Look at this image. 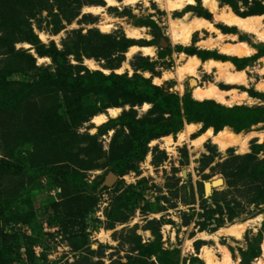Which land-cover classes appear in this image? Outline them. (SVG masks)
I'll return each mask as SVG.
<instances>
[{"label":"rangeland","instance_id":"obj_1","mask_svg":"<svg viewBox=\"0 0 264 264\" xmlns=\"http://www.w3.org/2000/svg\"><path fill=\"white\" fill-rule=\"evenodd\" d=\"M216 1L219 10L264 19V13L249 14L260 9L256 0ZM187 13L188 21L202 17L215 30L195 31L189 45L173 42L170 22ZM132 28L140 37L129 34ZM218 31L238 35L227 36L225 44L246 41L254 53L227 55L198 45ZM256 36L217 20L204 0L173 10L159 0H0V264H207L201 254L208 247L223 263V246L233 264L264 263V186L249 183L250 171L241 173L252 165L248 154L264 161V121L239 132L227 126L263 133L243 152L220 150L212 139L197 145L208 129L203 122L179 140L185 121L180 130L151 139L143 153L133 144L138 130L122 116L134 108L137 118L156 122L169 113L153 114L148 101L111 106L120 114L96 125L92 118L106 112L107 98L95 88L67 92L63 81L48 78L56 79L61 66L76 75L99 70L143 77L166 93L195 99L194 87L216 82L217 72L200 67V77L180 82L178 68L198 55L247 71V84L219 83L247 93L224 105H264V90L257 88L264 82V40ZM79 97L99 108L84 121L67 108ZM208 208L216 209L218 221L208 219ZM259 215L262 220L242 237L223 233Z\"/></svg>","mask_w":264,"mask_h":264},{"label":"trees","instance_id":"obj_2","mask_svg":"<svg viewBox=\"0 0 264 264\" xmlns=\"http://www.w3.org/2000/svg\"><path fill=\"white\" fill-rule=\"evenodd\" d=\"M263 1L256 0L255 2L260 9L251 10L249 14L264 13ZM230 3L233 4V1H230ZM127 46H123V49ZM57 53L59 54V51ZM48 78L56 83L63 81L67 92H75L82 87L87 90L95 88L98 91L96 93L102 94L104 98H107L104 102L106 108L125 104H131L134 107L137 104L148 101L153 103V114L157 113L160 116H164L165 113H169L170 118L156 122H146V119L137 118L134 108L129 112H125L122 116L125 124L132 121L129 127L133 130H138V135L133 140V144L137 145L143 153L146 151L147 144L151 139L180 130L185 121L203 122L205 128L213 126L217 131L230 126L237 132L264 121V105L226 106L211 99L195 100L190 95L181 99L174 93L164 92L160 86L143 77L140 80H135L125 74H105L99 70H87L85 74L78 73L76 75L71 70H67L65 66H61L56 79L51 74ZM67 108L71 114L73 113L74 115L75 113L78 121L87 120L99 111V108L94 109V106H86L83 100H80V97L77 98V101L69 102ZM90 109L93 110L89 112L88 110ZM246 160L248 161L247 163L252 161V165L246 164L241 167V173L250 171L248 172L249 183H257V187L261 188V186H264V161H260L253 154H248ZM217 209L223 214V205L217 203ZM215 211L216 209L213 208L207 209V212L211 213L208 215V219L218 221V218L212 215ZM234 216L235 214L231 213V217ZM221 223L222 221L219 220V224ZM158 251L159 249H154L151 253H158Z\"/></svg>","mask_w":264,"mask_h":264},{"label":"bare ground","instance_id":"obj_3","mask_svg":"<svg viewBox=\"0 0 264 264\" xmlns=\"http://www.w3.org/2000/svg\"><path fill=\"white\" fill-rule=\"evenodd\" d=\"M159 1L170 10H173L175 8H182L186 2L189 5L195 4V0H185V3H183V0ZM204 3L206 4V7L209 8L215 14L217 20H220L229 26H237L240 30L255 33L258 37L264 40V19L262 16H250L243 18L237 16L232 11H228L225 9L219 10L216 0H204ZM190 15L191 13H187L184 18H181L179 20H173L170 22L171 39L173 42L177 44L189 45L192 42V37L195 31L200 30L202 28H210L211 30H215L213 24L205 18L194 17L193 20L188 21V17H190ZM139 33L140 32L135 31L134 29H130L129 31V34L135 38L140 37ZM227 36L231 37L232 39H236L238 37V35L235 33L224 34L218 31L217 38L207 40L205 39L203 41H200L198 45L210 50L219 49L222 53L227 55L249 56L254 53L255 49L246 41L239 40L234 44H225L224 40ZM134 50H136V46H131V52H133ZM144 50L146 52L154 54L153 48H145ZM184 56L186 55H183V59ZM88 63L91 68H97V64L95 62L89 61ZM200 67H203V69L208 73L212 72L216 68V82L208 83L205 85H196V82L193 81V84L196 86L194 87L192 93L193 97L196 100L212 99L218 103L230 104L234 101H239L246 97V92L240 93L237 89L225 90L220 87L219 83L221 82L231 85L247 84V71L237 70L234 64L229 61L222 62L215 59L202 60L198 55H190L186 57V63L178 68L177 73L179 74L180 82H182L185 78L189 76L200 77ZM260 73L264 74V68L260 70ZM164 77L166 78L167 76L165 75ZM156 79L161 80L159 78ZM257 88L264 90V82H259L257 84ZM228 96H230V99H228ZM120 111V107H109L106 112L98 113L93 116L92 122H94L96 125H100L106 122L109 118L118 116L120 114ZM197 128V122H189L185 126L184 130L180 133L179 140L189 138L192 133L196 132ZM256 136L262 137L263 133H237L227 126L221 129L219 132H214L213 128L209 127L198 139L195 140V143L197 145H201L207 139H212V141L219 147L220 150H225L228 147H236L239 151L243 152L249 148V143L251 139ZM164 138L167 139V144L171 142L170 136H166ZM215 183L217 185L221 184L222 180L217 179ZM262 218L263 216L259 215L252 219H249L244 223H234L235 225H230V227L225 229L223 233L225 232L230 235L242 237L248 228L254 226L256 223H259ZM218 235L216 234L215 238H217ZM209 248L210 247H208L207 249L204 248L201 254L202 258L207 262V264H233V261L229 254L230 251H228L227 247L223 246V249L221 250L223 251V263L217 261V259L214 257L213 250Z\"/></svg>","mask_w":264,"mask_h":264},{"label":"water","instance_id":"obj_4","mask_svg":"<svg viewBox=\"0 0 264 264\" xmlns=\"http://www.w3.org/2000/svg\"><path fill=\"white\" fill-rule=\"evenodd\" d=\"M114 177H115V175L114 174H111L109 177H108V182H113V180H114ZM223 183V182H222ZM221 183V184H222Z\"/></svg>","mask_w":264,"mask_h":264},{"label":"snow or ice","instance_id":"obj_5","mask_svg":"<svg viewBox=\"0 0 264 264\" xmlns=\"http://www.w3.org/2000/svg\"><path fill=\"white\" fill-rule=\"evenodd\" d=\"M113 114H115V113H113Z\"/></svg>","mask_w":264,"mask_h":264}]
</instances>
